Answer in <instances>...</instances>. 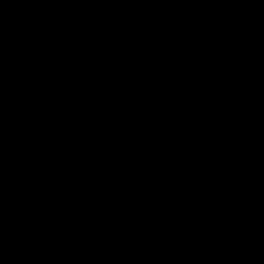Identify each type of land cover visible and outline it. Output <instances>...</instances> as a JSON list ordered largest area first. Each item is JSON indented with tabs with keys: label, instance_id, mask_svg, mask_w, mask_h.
Returning <instances> with one entry per match:
<instances>
[{
	"label": "water",
	"instance_id": "95a60500",
	"mask_svg": "<svg viewBox=\"0 0 264 264\" xmlns=\"http://www.w3.org/2000/svg\"><path fill=\"white\" fill-rule=\"evenodd\" d=\"M116 5L118 7V4ZM59 6L57 0H46L42 6H36L32 9V6L27 5L25 8L28 13L31 12L37 16L35 23L37 24L41 20L42 13L49 10V7L58 12ZM118 8L120 9V7ZM130 11L129 27L125 32L136 28V41L139 40L145 44L150 43L154 24L156 29L161 24H156V20L155 23L154 20H146V16H140L141 10L137 12L138 14H134V10ZM21 19L17 18L18 30L13 29L11 34L15 40L20 38L21 40L25 38L30 40L31 37V41H33V32L31 33L30 28L28 29L23 17ZM2 21L3 16H0V25ZM99 21L103 23V20L99 19ZM140 25L141 27H138ZM165 28L166 26H162L161 30ZM1 29L4 30L5 28ZM26 29L27 32H25ZM121 33V28H114L111 30L109 38L111 40L116 39V36L121 35ZM83 41H85L84 36ZM55 42L54 47L52 46L53 49L58 48L59 42L56 38ZM28 44L30 45L29 42ZM163 46L161 45V47ZM86 48V51L90 52L93 45L87 44ZM67 54L68 62L63 69L71 72L72 77L67 80V84L63 83L66 88L63 95L67 98L69 95L70 99L64 98L61 111L70 112L68 125L72 128V136L69 142L77 146L84 144L86 150L97 148L99 157L109 162L108 167L112 166L110 164L111 159L116 160L122 156L130 159L134 156L133 151H136V147L149 144L148 147H143L152 154L153 159L160 161L161 164L157 166L162 168L161 172L178 177L182 163L174 153L180 154L186 159L195 156V152H197L199 156L202 155L211 163V159L217 150V152L235 159L234 162L230 161L231 165L243 164L241 169L229 173L230 190L233 192L235 190L233 185L241 179V174L249 171V161L251 159H264V136L255 137L256 142H254V134H252L259 130L258 120L261 115L264 116V112L256 111L254 105L257 101L254 100V97H246V100H242L241 96L237 95L236 100L232 101L237 106L221 104L219 109H214L216 104L210 103L203 95L201 101L194 104L196 93L188 89V82H192L194 79L186 69L178 70V60L177 76H171L170 72L165 71L163 67L157 69L151 68L152 64H149L148 67L139 65L136 67L139 69L138 71L134 73L125 72L124 80L118 82L117 90L108 91L102 88L101 91L104 93H101L93 85L89 74L93 75L91 70L94 71L96 65L104 63L106 59L104 54L98 55L96 63H92L91 66L83 62V57L78 56L73 50L67 51ZM37 57V53L34 52V59ZM55 59L58 61L59 56L56 55ZM124 60L126 59L124 58ZM168 62L175 64L176 61L169 59ZM3 68L4 66H0L1 70ZM151 76L155 79L153 80ZM34 90L42 94L38 86ZM37 97L42 99L43 95ZM227 98L226 93L216 89L212 100L224 101ZM191 104L193 105L191 106ZM31 110L36 111V107L31 108ZM2 113L0 112V118ZM3 131L14 134L4 124H0V187L5 184L3 155L7 152ZM80 132L82 133L81 136ZM171 135H184L187 138L179 137L176 139L170 137ZM220 135H225V137ZM63 140L64 138H62ZM60 144L62 143L59 142L58 145ZM132 146H135V149ZM62 150H65L64 147ZM89 152L87 151V153ZM244 152L247 153L244 154ZM172 179L176 180L174 177ZM63 203L64 201H61V204ZM231 207L234 211V205ZM6 225L0 210V264H12V258L20 255L17 236L16 246L18 249L12 251L9 258L6 256L8 252L3 249L4 243L12 241V237L7 234L11 235L16 232L15 228L8 229ZM48 230L51 231L52 227H49ZM85 230L89 231V228Z\"/></svg>",
	"mask_w": 264,
	"mask_h": 264
}]
</instances>
